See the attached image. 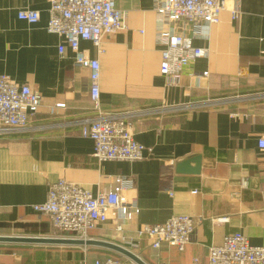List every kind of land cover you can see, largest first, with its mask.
<instances>
[{"label": "crops", "instance_id": "crops-1", "mask_svg": "<svg viewBox=\"0 0 264 264\" xmlns=\"http://www.w3.org/2000/svg\"><path fill=\"white\" fill-rule=\"evenodd\" d=\"M114 2L126 15V30L105 37L101 54L90 42L80 49L99 63L100 114L127 117L134 140L151 151L138 162L98 163L92 156L93 143L81 136L80 125L98 117L88 72L75 64L63 38L46 32L47 0H0V75L41 96L26 129L0 135V236L67 239L31 206L44 202L58 180L96 194L120 176L132 180L126 194L135 197L138 212L122 232L110 214L89 239L122 246L146 264H192L195 258L207 264L208 249L234 233L264 246V151L257 147L264 117V0H239L238 20L225 12L218 24L201 29L193 45L207 49L208 58L185 67L175 86L159 74L153 0ZM24 9L39 12V22L19 20ZM197 157L198 174L175 171ZM177 215L201 220L183 251L154 250L148 240L135 239L140 225ZM117 255L83 246L0 243V264H92Z\"/></svg>", "mask_w": 264, "mask_h": 264}, {"label": "built area", "instance_id": "built-area-1", "mask_svg": "<svg viewBox=\"0 0 264 264\" xmlns=\"http://www.w3.org/2000/svg\"><path fill=\"white\" fill-rule=\"evenodd\" d=\"M48 20L45 30L63 38L73 53L77 66L87 70L89 97L98 117L81 121V136L93 143L92 156L98 163L107 161L138 162L150 158L151 151L134 140L132 122L123 115H101L99 112V63L80 49L81 42H90L99 54L105 37L125 31L126 15L117 9L114 0H47ZM156 20L155 41L160 50L159 74L167 85H178L185 67L208 58L207 49L195 47L193 37L201 29L218 24L227 12L232 21L240 14L239 0H153ZM19 20L33 25L40 14L28 9L17 13ZM64 47H58L61 55ZM207 73H203L205 77ZM41 96L28 85L18 84L7 75H0V135L24 130L38 112ZM56 108H63L62 104ZM257 147L264 151L263 132ZM133 182L116 176L113 186L93 194L90 190L64 180L48 186L44 202L31 209L49 219L57 234L72 240H88V232L115 216V230L123 231L138 212ZM196 191L193 192L195 194ZM171 195V193H170ZM225 222L227 219H220ZM201 220L177 215L160 224H142L134 231L135 239L148 240L154 250L165 245L183 251L194 242ZM80 264H87L82 260ZM92 264H129L119 258L95 259ZM192 264H199L195 258ZM207 264H264V246H252L241 233L223 238L220 245L208 249Z\"/></svg>", "mask_w": 264, "mask_h": 264}, {"label": "water", "instance_id": "water-1", "mask_svg": "<svg viewBox=\"0 0 264 264\" xmlns=\"http://www.w3.org/2000/svg\"><path fill=\"white\" fill-rule=\"evenodd\" d=\"M193 163L194 168H190L189 165ZM200 168L199 158L189 159L183 162L178 163L175 166V171L182 174H198ZM0 243H19V244H53V245H71V246H83V247H92L105 249L110 252L116 253L133 264H146L142 261L136 254L130 250L119 246L117 244L88 239L85 241L82 240H72V239H44V238H20V237H2L0 236Z\"/></svg>", "mask_w": 264, "mask_h": 264}, {"label": "rangeland", "instance_id": "rangeland-1", "mask_svg": "<svg viewBox=\"0 0 264 264\" xmlns=\"http://www.w3.org/2000/svg\"><path fill=\"white\" fill-rule=\"evenodd\" d=\"M118 256V255H117ZM118 257H120V258H122V259H125L124 257H121V256H118ZM125 260H127V259H125ZM128 261V260H127ZM129 262V264H133V263H131L130 261H128Z\"/></svg>", "mask_w": 264, "mask_h": 264}, {"label": "trees", "instance_id": "trees-1", "mask_svg": "<svg viewBox=\"0 0 264 264\" xmlns=\"http://www.w3.org/2000/svg\"><path fill=\"white\" fill-rule=\"evenodd\" d=\"M120 259V258H119Z\"/></svg>", "mask_w": 264, "mask_h": 264}]
</instances>
